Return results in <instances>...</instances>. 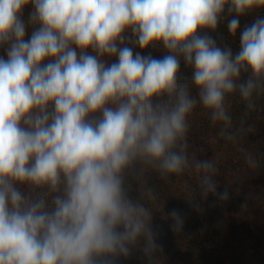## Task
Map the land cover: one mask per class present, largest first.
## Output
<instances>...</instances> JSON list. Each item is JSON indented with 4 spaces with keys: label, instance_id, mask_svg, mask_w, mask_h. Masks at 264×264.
I'll return each mask as SVG.
<instances>
[{
    "label": "clouds",
    "instance_id": "9594fccd",
    "mask_svg": "<svg viewBox=\"0 0 264 264\" xmlns=\"http://www.w3.org/2000/svg\"><path fill=\"white\" fill-rule=\"evenodd\" d=\"M28 4L39 26L25 40ZM254 9L264 0H0V45L10 44L0 58V264H98L127 256L141 238L151 257L153 211L124 188L137 163L141 175L166 180L193 169L204 197L228 198L217 192L215 164L189 159V117L199 105L233 140L228 97L238 93L255 109L264 94V18L243 28L237 52L205 31L227 13L235 37L239 17ZM126 32L140 48L162 44L168 54L120 47ZM181 58L192 69L183 82ZM17 185L39 191L26 196ZM141 199L156 195L142 186ZM170 215L180 231L182 217Z\"/></svg>",
    "mask_w": 264,
    "mask_h": 264
},
{
    "label": "trees",
    "instance_id": "16d2710c",
    "mask_svg": "<svg viewBox=\"0 0 264 264\" xmlns=\"http://www.w3.org/2000/svg\"><path fill=\"white\" fill-rule=\"evenodd\" d=\"M33 11V5L28 4L21 14L26 28L25 40L30 39L39 26L30 22ZM231 18L225 13L215 31H205L218 46L237 52L240 32L257 18H264V9H254L239 17L240 28L235 37L227 28ZM125 36V43L119 46L131 47L134 54L139 52L154 59H162L168 54L162 44L140 48L130 32ZM9 47L8 43L0 45V58H8ZM88 51L94 54L91 49ZM104 59L110 65L118 57ZM179 74L182 82L192 76V69L182 58ZM245 78L242 76V80ZM192 94L195 95V90ZM255 102V109L248 110L238 93L228 97L233 140L220 134L221 125L213 124L209 113L199 105L189 117V159L211 160L216 166L213 179L217 192L227 190L228 198L222 200L212 193L204 197L201 194V174L193 169L166 180L151 170L141 175L142 165L137 163L126 170L124 188L129 199L146 202L153 211L151 228L158 248L151 257L148 256L141 238L137 245L130 246L127 256L100 257L98 264H264V94ZM249 155L253 157L254 165L248 163L246 158ZM142 186L154 192V201L141 199ZM17 187L26 196L35 197L39 191L34 192L27 185ZM56 194L60 193L53 195ZM48 202L50 204V197ZM172 211L183 219L180 231L173 228Z\"/></svg>",
    "mask_w": 264,
    "mask_h": 264
}]
</instances>
